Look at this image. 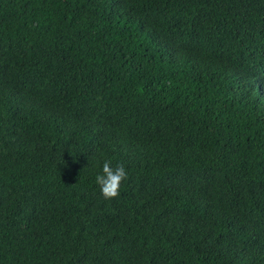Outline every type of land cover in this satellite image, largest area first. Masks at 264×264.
Listing matches in <instances>:
<instances>
[{
	"label": "trees",
	"instance_id": "16d2710c",
	"mask_svg": "<svg viewBox=\"0 0 264 264\" xmlns=\"http://www.w3.org/2000/svg\"><path fill=\"white\" fill-rule=\"evenodd\" d=\"M0 264H264V0H0Z\"/></svg>",
	"mask_w": 264,
	"mask_h": 264
},
{
	"label": "clouds",
	"instance_id": "9594fccd",
	"mask_svg": "<svg viewBox=\"0 0 264 264\" xmlns=\"http://www.w3.org/2000/svg\"><path fill=\"white\" fill-rule=\"evenodd\" d=\"M128 178V172L123 164L112 166L111 160H105L102 166V174L96 176V182L100 186L105 199L116 198L120 195V187Z\"/></svg>",
	"mask_w": 264,
	"mask_h": 264
}]
</instances>
